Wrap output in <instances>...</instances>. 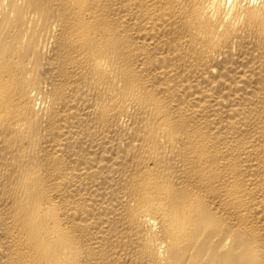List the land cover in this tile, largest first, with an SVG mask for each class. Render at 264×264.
<instances>
[{
    "label": "bare ground",
    "instance_id": "1",
    "mask_svg": "<svg viewBox=\"0 0 264 264\" xmlns=\"http://www.w3.org/2000/svg\"><path fill=\"white\" fill-rule=\"evenodd\" d=\"M0 264H264V0H0Z\"/></svg>",
    "mask_w": 264,
    "mask_h": 264
}]
</instances>
